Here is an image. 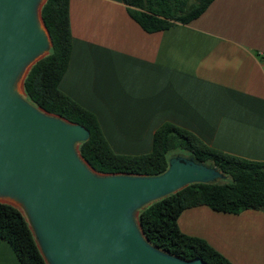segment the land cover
Wrapping results in <instances>:
<instances>
[{"label": "crops", "instance_id": "0c3cea01", "mask_svg": "<svg viewBox=\"0 0 264 264\" xmlns=\"http://www.w3.org/2000/svg\"><path fill=\"white\" fill-rule=\"evenodd\" d=\"M71 51L59 89L91 111L110 148L152 149L172 123L225 153L264 162V0H212L187 23L148 32L122 0H68ZM179 230L231 264H264V209L197 205ZM0 264H20L0 240Z\"/></svg>", "mask_w": 264, "mask_h": 264}, {"label": "water", "instance_id": "95a60500", "mask_svg": "<svg viewBox=\"0 0 264 264\" xmlns=\"http://www.w3.org/2000/svg\"><path fill=\"white\" fill-rule=\"evenodd\" d=\"M45 2L0 0V203L22 213L46 264H207L152 245L138 213L222 171L181 152L155 175L96 171L79 151L88 129L27 99L24 79L51 48Z\"/></svg>", "mask_w": 264, "mask_h": 264}, {"label": "trees", "instance_id": "16d2710c", "mask_svg": "<svg viewBox=\"0 0 264 264\" xmlns=\"http://www.w3.org/2000/svg\"><path fill=\"white\" fill-rule=\"evenodd\" d=\"M212 0H122L127 13L145 31L187 23L201 14ZM51 48L34 63L24 82L29 101L48 112L83 125L89 138L79 145L85 161L99 172L155 175L167 166L173 152L191 154L213 164L226 175L214 183H191L141 209L138 221L154 246L184 259L201 258L207 264H231L204 239L182 233L177 217L186 208L206 205L212 210L239 213L264 209V162L225 153L205 144L196 135L169 122L154 131L152 149L143 154H120L107 143L95 115L59 89L71 51L68 0H46L41 8ZM0 240L9 243L20 264H46L22 213L0 203Z\"/></svg>", "mask_w": 264, "mask_h": 264}, {"label": "built area", "instance_id": "2783aa9c", "mask_svg": "<svg viewBox=\"0 0 264 264\" xmlns=\"http://www.w3.org/2000/svg\"><path fill=\"white\" fill-rule=\"evenodd\" d=\"M261 65L264 67V54H263V56L261 58Z\"/></svg>", "mask_w": 264, "mask_h": 264}, {"label": "rangeland", "instance_id": "374dc122", "mask_svg": "<svg viewBox=\"0 0 264 264\" xmlns=\"http://www.w3.org/2000/svg\"><path fill=\"white\" fill-rule=\"evenodd\" d=\"M173 153H176V152H173ZM182 153V152H181ZM226 179V178H225ZM221 180H224V179H221Z\"/></svg>", "mask_w": 264, "mask_h": 264}]
</instances>
